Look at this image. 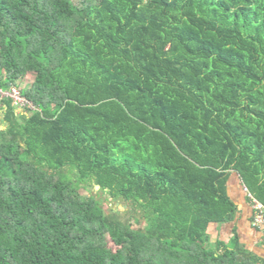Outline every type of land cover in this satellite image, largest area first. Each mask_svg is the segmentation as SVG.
Segmentation results:
<instances>
[{
    "label": "trees",
    "instance_id": "16d2710c",
    "mask_svg": "<svg viewBox=\"0 0 264 264\" xmlns=\"http://www.w3.org/2000/svg\"><path fill=\"white\" fill-rule=\"evenodd\" d=\"M11 87L0 264H264L210 235L264 205V0H0Z\"/></svg>",
    "mask_w": 264,
    "mask_h": 264
},
{
    "label": "crops",
    "instance_id": "0c3cea01",
    "mask_svg": "<svg viewBox=\"0 0 264 264\" xmlns=\"http://www.w3.org/2000/svg\"><path fill=\"white\" fill-rule=\"evenodd\" d=\"M227 193L236 205L235 218L230 223L215 224L210 228L212 242H228L236 234L247 250L264 259V227L252 226L253 208L243 190L241 179L235 173L227 181Z\"/></svg>",
    "mask_w": 264,
    "mask_h": 264
},
{
    "label": "built area",
    "instance_id": "2783aa9c",
    "mask_svg": "<svg viewBox=\"0 0 264 264\" xmlns=\"http://www.w3.org/2000/svg\"><path fill=\"white\" fill-rule=\"evenodd\" d=\"M0 97L3 99L5 97L13 99L15 104L17 106H19L21 109H25L26 107L29 108H33L34 106L31 104L30 101H28L27 99H25L20 91L15 88V87H11V89L9 91H2L0 90ZM243 190L245 191V193H247V190L243 187ZM249 197L252 198V196L250 194H248ZM252 208H253V217H252V226L254 228H262L264 227V205L256 200V199H252L251 202Z\"/></svg>",
    "mask_w": 264,
    "mask_h": 264
},
{
    "label": "rangeland",
    "instance_id": "374dc122",
    "mask_svg": "<svg viewBox=\"0 0 264 264\" xmlns=\"http://www.w3.org/2000/svg\"><path fill=\"white\" fill-rule=\"evenodd\" d=\"M32 82V75L28 74L26 76V79L24 80V87H28L29 84ZM2 112L0 111V126L4 127L3 121H2ZM82 193L87 194V195H93L96 199L100 200L103 208L106 210V212H109L110 209L117 210V212H126L128 209L127 205L114 201L110 198H108V195L104 192L99 191L98 187L90 185L89 188L87 189H82Z\"/></svg>",
    "mask_w": 264,
    "mask_h": 264
}]
</instances>
